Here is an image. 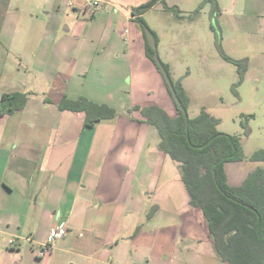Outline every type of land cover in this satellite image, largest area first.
<instances>
[{"label": "crops", "instance_id": "obj_1", "mask_svg": "<svg viewBox=\"0 0 264 264\" xmlns=\"http://www.w3.org/2000/svg\"><path fill=\"white\" fill-rule=\"evenodd\" d=\"M88 1L51 0L49 7L55 8L58 19L66 18L64 9H71L78 19H69L71 25L64 34L50 33L46 48L31 55L39 70L65 67L66 77L50 80L49 85L66 91L39 100L37 94L30 96L23 90L0 91V99L9 91L28 94L24 108L0 116V228L4 230L0 264H133L138 256L129 252L137 254L143 249L160 256L159 264H175L176 244L215 258L206 218L190 205L180 164L159 149L160 138L151 141L152 125L133 117L122 121L116 115L86 127L85 112L59 107L63 97L98 102L81 89L73 94L68 91L73 81L80 83L74 76L84 77L79 84L83 88L96 57L108 52L113 58L125 54L161 86L165 83L147 55L139 22L162 0L141 15L135 9L152 0H102L105 6L81 18L89 10ZM229 17L240 31L264 34V13ZM5 23L6 16H0V36ZM14 34L20 33L16 30ZM8 46L7 57L13 54L11 50L17 51ZM22 54L11 55L18 66H25ZM120 121L124 125L121 132L101 130L104 123L118 127ZM132 127L138 132L131 133ZM164 169H168L166 181ZM179 220L188 221L194 230H173ZM38 221L45 223L44 231ZM162 221L166 224L160 225ZM60 225L69 229L68 234L39 256L35 245L46 243L50 231ZM9 237H18L20 245L8 247Z\"/></svg>", "mask_w": 264, "mask_h": 264}, {"label": "rangeland", "instance_id": "obj_2", "mask_svg": "<svg viewBox=\"0 0 264 264\" xmlns=\"http://www.w3.org/2000/svg\"><path fill=\"white\" fill-rule=\"evenodd\" d=\"M50 1L0 0V16H6L4 32L0 36V91L23 90L30 96L37 94L36 100L55 98L66 91L65 87L54 90L49 85L50 80L66 77L65 67L52 65L39 70L31 56L33 51L46 48L50 33L64 34L65 29L71 25L69 19H78L71 9H64L66 18L58 19L53 14L55 8L49 7ZM164 1L146 15L148 25L160 37L157 48L159 58L171 65L174 80H181L186 89L190 99L188 114L191 118L206 109L220 119L218 128L221 131L241 137L245 158L229 163L226 168L229 182L239 184L257 166L251 160L252 154L264 150V34L240 31L232 24L229 14L261 15L264 13V0ZM165 4L174 9H165ZM92 7L89 5L88 12H83L79 17H89ZM217 8L220 13L212 18V12ZM211 25L219 28L218 42ZM16 30L20 34L15 35ZM218 43L231 58L247 59L244 78L240 80L239 66L222 55ZM8 45L17 50H11V55L17 57L23 53L21 56L25 66L16 65L11 55L7 57ZM110 54L108 52L105 56L96 57L93 69L85 77L83 88L79 84L84 77L74 76L80 83L73 81L68 93H77L81 89L82 93L96 98L97 103L115 108L122 121L126 117L141 121V111L136 106L144 107L151 103L175 112L176 106L166 83L161 86L155 76L149 75L145 68L138 69V62L127 60L125 54L115 58ZM106 124L109 123H104L101 130L123 131L121 121L118 127ZM129 131L137 133L138 129L132 127ZM150 139L159 140L153 125ZM164 171L163 180L166 181L168 169ZM145 207L147 210L151 208L150 205ZM141 221H136V224ZM187 222L179 220L173 224V230L193 231L194 226ZM143 223L146 225L147 221ZM162 224L166 223L162 221ZM38 225L44 231L45 223L38 221ZM183 236L186 237L185 234ZM176 245L175 264H226L216 251L215 258L213 255L206 257L204 253L189 252L185 245ZM129 253L138 256L133 264H159L160 256H153L147 249L138 250L137 254L135 251Z\"/></svg>", "mask_w": 264, "mask_h": 264}, {"label": "trees", "instance_id": "obj_3", "mask_svg": "<svg viewBox=\"0 0 264 264\" xmlns=\"http://www.w3.org/2000/svg\"><path fill=\"white\" fill-rule=\"evenodd\" d=\"M156 0L137 7L135 12L143 14ZM165 3L164 0H162ZM165 9L174 7L164 5ZM220 13L217 8L212 18ZM142 25L146 52L164 76L154 59L158 53L157 32L144 17ZM146 29L155 36L156 46L148 42ZM215 32L217 42L219 28ZM218 47L222 50L221 45ZM222 55L239 66L240 80L247 69V59L236 60L222 50ZM160 59V58H159ZM169 74L174 91L163 77L173 98L176 112L151 103L136 106L142 121L153 125L159 134V149L180 164L182 179L190 196V205L199 208L205 218L216 253L226 264H264V165L248 172L239 184H231L226 168L229 163L245 158L240 136L228 134L218 128L220 119L203 109L196 117L189 116L190 99L181 80L175 81L170 67L160 59ZM28 94L23 91L4 92L0 99V116L12 114L26 106ZM59 107L69 111L86 113L85 126L113 119L117 110L109 105L94 102L85 97L64 98ZM251 160L264 163V150L255 151Z\"/></svg>", "mask_w": 264, "mask_h": 264}, {"label": "built area", "instance_id": "obj_4", "mask_svg": "<svg viewBox=\"0 0 264 264\" xmlns=\"http://www.w3.org/2000/svg\"><path fill=\"white\" fill-rule=\"evenodd\" d=\"M88 5H92L91 11L98 8L99 6H105L106 4H103L102 0H92L88 3ZM69 232V229L67 227L63 226H56L50 231V235L48 236V240L44 244H37L35 247L38 250V255L43 256L46 254L47 250L50 249L52 243L58 239L65 237ZM4 233V230L0 228V235ZM20 245V241L18 237H9L7 240V246L10 248H17ZM145 264H153L151 262H146Z\"/></svg>", "mask_w": 264, "mask_h": 264}, {"label": "water", "instance_id": "obj_5", "mask_svg": "<svg viewBox=\"0 0 264 264\" xmlns=\"http://www.w3.org/2000/svg\"><path fill=\"white\" fill-rule=\"evenodd\" d=\"M146 34H147V37H148V42L153 46L155 47L156 46V41H155V36L154 34L151 32V30L149 29H146ZM155 61H156V64L160 67L162 73H163V77L165 78V80L167 81V83L169 84L170 88L174 91V88H173V83L171 81V79L169 78V74L167 72V70L165 69V67L162 65L160 59H159V55L155 54V57H154Z\"/></svg>", "mask_w": 264, "mask_h": 264}]
</instances>
